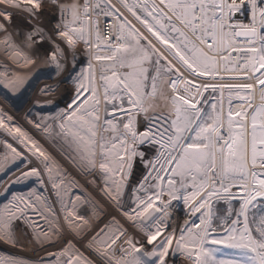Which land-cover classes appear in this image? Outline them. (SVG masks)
Returning a JSON list of instances; mask_svg holds the SVG:
<instances>
[{
	"label": "snow or ice",
	"instance_id": "6c2138e0",
	"mask_svg": "<svg viewBox=\"0 0 264 264\" xmlns=\"http://www.w3.org/2000/svg\"><path fill=\"white\" fill-rule=\"evenodd\" d=\"M77 45L89 53L86 69ZM0 48L27 60L44 49L57 74L71 63L70 104L33 127L66 133L71 162L103 179L100 190L124 220L97 229L78 214V193H88H69L66 170L53 174L50 158L16 127L43 168L3 187L0 246L27 247L20 225L33 250L62 246L32 260L0 256V264H170L181 256L184 264H264V0H0ZM3 79L12 92L22 83ZM5 121L15 123L0 111V127ZM7 148L4 175L17 159L31 164ZM30 178L41 192L51 182L60 207L35 190L12 192ZM176 205L187 209L182 225L173 222ZM67 233L88 240L95 259Z\"/></svg>",
	"mask_w": 264,
	"mask_h": 264
},
{
	"label": "rangeland",
	"instance_id": "374dc122",
	"mask_svg": "<svg viewBox=\"0 0 264 264\" xmlns=\"http://www.w3.org/2000/svg\"><path fill=\"white\" fill-rule=\"evenodd\" d=\"M129 19H132L131 16H129ZM133 23H135L134 20ZM76 52L81 56L77 55L75 60L79 62L80 68L86 69L90 59L87 49L83 45H77ZM24 55L25 54L22 53L19 56H13L11 61L4 55V60L7 59L10 63L5 64L6 66L4 68L0 66V84H6V81L3 79L5 76L9 79L19 78L22 83L18 90L21 93L20 98L24 99L23 105L15 104V102L11 101L13 97L8 94L7 88L0 87V111L11 118V120L15 121L14 124H8V122L5 121L6 126L0 127V150H2L0 153L3 156H7V144H12L18 151L24 152V155L31 160V164L25 165L20 163L19 159H17L15 163L19 165L18 168H14L13 171L9 172L7 175H4V173L0 171V185H2L0 186V194L3 193V187H6L8 183L15 180L16 177L20 175L21 171L31 166L43 168V165L20 145L19 140L16 138L18 134H14V129L19 127L21 131L30 136L32 140L41 147V150L45 152V155L50 158L53 174H55L58 167L66 170L69 174L66 180L72 182L70 186H68L69 193L72 188L77 187L88 193V197L78 193L80 196V199L76 201V211L78 214L84 215L85 219L91 218L97 229L108 224L113 217L123 224L124 220L121 211L108 201L103 191L100 190L99 186L102 185L103 179H97L96 176L85 175L80 168L76 167L71 162L67 154V152L71 151V147L66 139V133H62L55 125L50 127L47 132L37 130L33 127L35 121L40 120L42 117L47 118L53 116L59 110L64 109L70 104L75 92V82L74 80H66L65 77L71 69V63L66 66L62 72L57 74L54 70V65L48 62L44 49H41L38 55L33 56L32 60L23 58ZM69 59L71 60V57H69ZM12 61H14V63ZM49 86H51L53 90L46 92L45 88ZM9 129H12V131H9ZM9 163H12L11 159ZM2 167H4V165L0 164V168ZM40 187L41 185L38 180L30 178L27 181L14 184L12 192L27 196L32 194L33 190H35V194L40 197L41 201L48 198L49 204L53 205L55 208H59L60 201L57 199L56 192L53 191L51 187V182L46 181L45 190L43 192L40 191ZM60 196L63 197L64 202L67 203L68 195L65 194L64 191H60ZM89 198L103 207L106 214L98 213L93 204L89 202ZM9 199H11V197H9ZM3 203H7V201H3ZM0 207H2V203H0ZM44 208L46 212L47 205H45ZM170 211L174 214L173 222L176 225H182L184 220L188 218L187 209L182 205H176V207ZM111 213L113 214L111 215ZM33 215L34 214L31 212L29 213V217ZM40 223L43 224L44 221L41 220ZM124 226L127 227V224ZM19 231L21 233V239L25 242L27 247L20 250L8 248L7 246H0V256H18L26 260H32L38 256L45 257L48 253L59 254L62 242L61 244L51 247L45 246L42 250H33L35 246L30 242V230H26L23 225H20ZM66 235L73 239V244L84 256L95 259L93 254L85 248L88 240H81L79 237L73 238L71 233H67ZM184 261L185 258L181 256L170 261V264H184Z\"/></svg>",
	"mask_w": 264,
	"mask_h": 264
},
{
	"label": "bare ground",
	"instance_id": "6f19581e",
	"mask_svg": "<svg viewBox=\"0 0 264 264\" xmlns=\"http://www.w3.org/2000/svg\"><path fill=\"white\" fill-rule=\"evenodd\" d=\"M7 58H8V60H10L11 61V59H12V57H11V55L10 54H8V53H5L4 54ZM4 55L2 54V55H0V56H2L1 58H0V65L2 64H7V63H9V61H7V59L6 60H4ZM13 62V61H12ZM9 66V65H8ZM5 67V66H4ZM3 67V68H4ZM9 68V67H8ZM12 72V71H11ZM11 79V78H10ZM7 92H8V94H10V95H12V102H15V104H18V105H23L24 104V99H22V98H20L21 97V93L19 92V90L17 89L15 92H12L9 88H7ZM28 109V108H27ZM24 116V115H23ZM25 133V132H24ZM14 134H16L15 132H14ZM24 149V148H23ZM0 151H2V150H0ZM7 153H8V157H9V160L11 159V157L13 156V154L11 153V151H9L8 149H7ZM0 157H4L1 153H0ZM114 205V204H113ZM115 206V205H114ZM116 207V206H115ZM118 209V208H117ZM119 210V209H118ZM113 213H111V215H112ZM110 215V216H111ZM109 220V219H108ZM104 222V221H103ZM102 222V223H103ZM174 259H175V257H174Z\"/></svg>",
	"mask_w": 264,
	"mask_h": 264
},
{
	"label": "flooded vegetation",
	"instance_id": "af4514ba",
	"mask_svg": "<svg viewBox=\"0 0 264 264\" xmlns=\"http://www.w3.org/2000/svg\"><path fill=\"white\" fill-rule=\"evenodd\" d=\"M5 53L10 54L11 57H13V56H17V55L15 54V52H13V51L4 52V50L0 53V55H2V54L4 55ZM78 56H81V55L78 54ZM0 57H2V56H0ZM9 63H10V62H9ZM13 63H14V61H13ZM0 66H3V67H4V66H6V65H4V64L2 65V64H1Z\"/></svg>",
	"mask_w": 264,
	"mask_h": 264
},
{
	"label": "water",
	"instance_id": "95a60500",
	"mask_svg": "<svg viewBox=\"0 0 264 264\" xmlns=\"http://www.w3.org/2000/svg\"><path fill=\"white\" fill-rule=\"evenodd\" d=\"M3 51V49L2 48H0V53Z\"/></svg>",
	"mask_w": 264,
	"mask_h": 264
}]
</instances>
